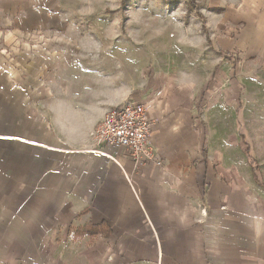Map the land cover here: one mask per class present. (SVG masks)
I'll list each match as a JSON object with an SVG mask.
<instances>
[{
	"label": "crops",
	"instance_id": "1",
	"mask_svg": "<svg viewBox=\"0 0 264 264\" xmlns=\"http://www.w3.org/2000/svg\"><path fill=\"white\" fill-rule=\"evenodd\" d=\"M238 4L249 34L264 36V0ZM261 42L249 54L264 67ZM160 60L143 84L133 63L134 88L77 77L70 63L29 70L28 102L8 114L14 215L0 221V264H264L263 211L229 190L203 140L207 82L189 76L186 58ZM126 101L145 104L158 161L94 143ZM102 223L105 232L82 230Z\"/></svg>",
	"mask_w": 264,
	"mask_h": 264
},
{
	"label": "rangeland",
	"instance_id": "2",
	"mask_svg": "<svg viewBox=\"0 0 264 264\" xmlns=\"http://www.w3.org/2000/svg\"><path fill=\"white\" fill-rule=\"evenodd\" d=\"M237 4L0 0V221L14 215L12 181L6 179L8 114L28 102L31 68L70 63L79 67L73 72L77 77L82 72L87 78L109 79L111 87L124 81L126 88H134L139 78L134 64L140 66L142 83L155 61L186 58L189 76L207 82L199 110L209 157L229 190L244 197L252 210L263 211L264 226V67L249 54L263 45L264 36L250 35L257 30L249 29ZM167 63L164 72L170 70Z\"/></svg>",
	"mask_w": 264,
	"mask_h": 264
},
{
	"label": "built area",
	"instance_id": "3",
	"mask_svg": "<svg viewBox=\"0 0 264 264\" xmlns=\"http://www.w3.org/2000/svg\"><path fill=\"white\" fill-rule=\"evenodd\" d=\"M151 132L152 121L145 104L126 101L106 113L92 133V138L98 147L106 144L122 147L135 164H141L158 161ZM108 155L116 160V157Z\"/></svg>",
	"mask_w": 264,
	"mask_h": 264
},
{
	"label": "trees",
	"instance_id": "4",
	"mask_svg": "<svg viewBox=\"0 0 264 264\" xmlns=\"http://www.w3.org/2000/svg\"><path fill=\"white\" fill-rule=\"evenodd\" d=\"M253 173L256 176V172L254 171ZM104 226H106V224L102 223V224H99V225H94L91 228L90 227L83 228L82 230L88 232L89 234H94L96 232H101V231L105 232V230H107L108 228L107 227L104 228Z\"/></svg>",
	"mask_w": 264,
	"mask_h": 264
}]
</instances>
